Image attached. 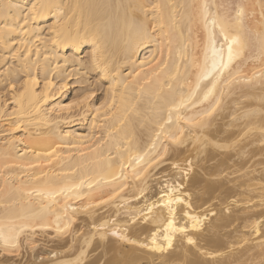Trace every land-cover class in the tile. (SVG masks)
<instances>
[{"label": "bare ground", "instance_id": "bare-ground-1", "mask_svg": "<svg viewBox=\"0 0 264 264\" xmlns=\"http://www.w3.org/2000/svg\"><path fill=\"white\" fill-rule=\"evenodd\" d=\"M0 264H264V0H0Z\"/></svg>", "mask_w": 264, "mask_h": 264}]
</instances>
